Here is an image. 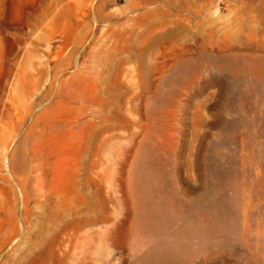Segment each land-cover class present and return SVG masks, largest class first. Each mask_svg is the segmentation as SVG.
Returning <instances> with one entry per match:
<instances>
[{
	"label": "rangeland",
	"instance_id": "374dc122",
	"mask_svg": "<svg viewBox=\"0 0 264 264\" xmlns=\"http://www.w3.org/2000/svg\"><path fill=\"white\" fill-rule=\"evenodd\" d=\"M0 264H264V0H0Z\"/></svg>",
	"mask_w": 264,
	"mask_h": 264
}]
</instances>
